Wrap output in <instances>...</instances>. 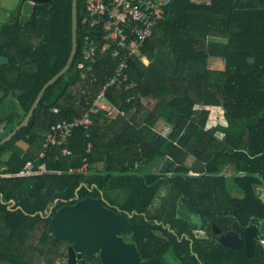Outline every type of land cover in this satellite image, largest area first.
Instances as JSON below:
<instances>
[{"label": "trees", "instance_id": "1", "mask_svg": "<svg viewBox=\"0 0 264 264\" xmlns=\"http://www.w3.org/2000/svg\"><path fill=\"white\" fill-rule=\"evenodd\" d=\"M21 3L14 19L0 23V55L8 58L0 64V139L71 50V0L34 3L24 24ZM76 9L70 66L45 90L27 125L0 145V264L63 260L67 242L47 225L60 206L86 196L130 215L124 239L135 244L138 264H156L165 250L199 264L197 225L176 211L202 216L206 207L225 209L215 216L237 206L241 212L264 207L257 194L264 191V0H172L141 48L147 63L131 57L127 80L108 86L117 60L109 53L83 60V38L97 31L82 22L83 0ZM211 58L221 66L212 67ZM104 86L118 112L89 113V128L77 126L64 144L44 146L50 126L82 116ZM211 107L221 108L222 122L208 126ZM161 124L170 128L166 135L157 130ZM27 162L34 172L18 175ZM84 163L85 171H69ZM162 190L176 192L163 210L175 211L169 222L177 234L165 245L152 232L153 202ZM82 261L101 264L97 255L84 254Z\"/></svg>", "mask_w": 264, "mask_h": 264}, {"label": "water", "instance_id": "2", "mask_svg": "<svg viewBox=\"0 0 264 264\" xmlns=\"http://www.w3.org/2000/svg\"><path fill=\"white\" fill-rule=\"evenodd\" d=\"M45 1L49 0H22L19 21L22 24L26 23L30 19L33 4ZM76 1L71 0V50L65 65L41 87L26 115L0 139V145L10 140L21 127L27 125L45 90L70 66L77 43ZM7 2L8 0H0V23L8 22L15 17V12L2 7V4ZM7 61V57L0 55V64ZM129 217L130 215H123L107 206L102 198L86 196L56 209L49 220L47 230L55 238L69 242L66 247L65 264H84L81 259L83 254L97 255L101 264H138L140 256L135 244L123 238L132 230ZM223 244L231 246L225 241Z\"/></svg>", "mask_w": 264, "mask_h": 264}, {"label": "built area", "instance_id": "3", "mask_svg": "<svg viewBox=\"0 0 264 264\" xmlns=\"http://www.w3.org/2000/svg\"><path fill=\"white\" fill-rule=\"evenodd\" d=\"M172 0H83L85 14L82 22L97 32L94 35L86 34L83 38V60H91L99 53H109L116 58L117 65L109 78L106 86L122 84L127 80L126 69L128 61L133 56H138L144 63L146 58L141 53L145 41L151 37L154 27L163 18L166 7ZM146 60V61H144ZM84 63H79L82 68ZM88 69L90 67H87ZM130 82L128 86H133ZM98 93L86 113L73 120L62 119L50 126V134L47 135L44 146L55 141L64 144L77 126L89 128L92 119L89 113L104 111L107 117L114 116L118 110L106 100L104 89ZM113 114L111 115V113ZM90 143L88 144V148ZM63 153L69 154V150L63 149ZM40 165L39 169L43 170ZM87 164L69 171L83 172ZM34 172L32 164L26 165L18 172V175H30Z\"/></svg>", "mask_w": 264, "mask_h": 264}, {"label": "flooded vegetation", "instance_id": "4", "mask_svg": "<svg viewBox=\"0 0 264 264\" xmlns=\"http://www.w3.org/2000/svg\"><path fill=\"white\" fill-rule=\"evenodd\" d=\"M174 193L176 192L162 190L153 202L152 232L156 244L171 243L172 236L177 234L169 222L175 211L172 209L171 212L165 214L163 210L167 204L172 202L167 195ZM257 194L260 201L264 202V191L257 192ZM233 195L240 197L242 192H233ZM214 210L225 209L206 207L202 216L180 210L175 212L177 218L189 220L197 225L193 229V234L195 241L199 242L201 247V252L196 257L199 264H264V207H251L245 212H241V207L237 206L233 207L231 215L218 213L215 216L211 213ZM212 217L216 218L215 221H211ZM183 236L181 234L178 239L181 240ZM223 241L231 246L224 245ZM68 245L69 242L66 243V247ZM223 251L224 257L222 256ZM160 255L161 261L156 264H186L182 263L169 250L162 251ZM188 260L190 259L188 258Z\"/></svg>", "mask_w": 264, "mask_h": 264}, {"label": "rangeland", "instance_id": "5", "mask_svg": "<svg viewBox=\"0 0 264 264\" xmlns=\"http://www.w3.org/2000/svg\"><path fill=\"white\" fill-rule=\"evenodd\" d=\"M10 1V2H9ZM9 4H11V0H8ZM146 61V60H144ZM210 64L212 67H220L221 66V61L217 58H211L210 59ZM210 109V114H209V118L207 120V125L211 126L214 125L216 123L222 122V117H221V108L219 107H211ZM113 114V112L111 113V115ZM113 116V115H112ZM20 146H24L23 142H20ZM225 173L228 175L231 173V170L229 168H227L225 170ZM234 192V191H233ZM66 246V244H65ZM65 262V258H63V260H59L57 264H64Z\"/></svg>", "mask_w": 264, "mask_h": 264}, {"label": "crops", "instance_id": "6", "mask_svg": "<svg viewBox=\"0 0 264 264\" xmlns=\"http://www.w3.org/2000/svg\"><path fill=\"white\" fill-rule=\"evenodd\" d=\"M11 4H9V3H7V4H5V3H3L2 5V7L3 8H5V9H7L8 11H12V12H15V10H16V8H17V6H18V3L20 2V0H11ZM1 92H2V94H3V91L2 90H0ZM159 125V124H158ZM158 132H160L162 135H166L168 132H169V130H170V128H169V126H167L166 124H161L160 126H158ZM20 142H23V141H19L18 142V144L20 145ZM24 143V146H21V147H23V148H25L27 145H26V143L25 142H23Z\"/></svg>", "mask_w": 264, "mask_h": 264}]
</instances>
